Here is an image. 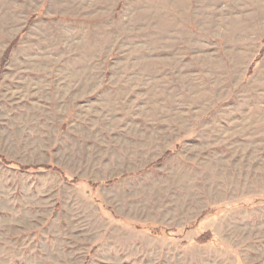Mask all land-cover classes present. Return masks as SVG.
I'll return each mask as SVG.
<instances>
[{
    "label": "rangeland",
    "instance_id": "rangeland-1",
    "mask_svg": "<svg viewBox=\"0 0 264 264\" xmlns=\"http://www.w3.org/2000/svg\"><path fill=\"white\" fill-rule=\"evenodd\" d=\"M263 39L264 0H0V264H264Z\"/></svg>",
    "mask_w": 264,
    "mask_h": 264
},
{
    "label": "trees",
    "instance_id": "trees-1",
    "mask_svg": "<svg viewBox=\"0 0 264 264\" xmlns=\"http://www.w3.org/2000/svg\"><path fill=\"white\" fill-rule=\"evenodd\" d=\"M263 42H264V39H263ZM9 53H10V49H8L7 51H6V53H5V55H4V59H3V61L4 62H7L8 61V57H9ZM4 62H2V63H4ZM5 64V63H4ZM55 169V170H57V171H60L56 166H48L46 169ZM74 181V180H73ZM208 240V238H206V237H202V236H200L198 239H197V241L198 242H205V241H207Z\"/></svg>",
    "mask_w": 264,
    "mask_h": 264
}]
</instances>
